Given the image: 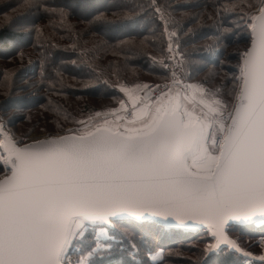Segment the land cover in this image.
Instances as JSON below:
<instances>
[{
	"label": "snow or ice",
	"instance_id": "6c2138e0",
	"mask_svg": "<svg viewBox=\"0 0 264 264\" xmlns=\"http://www.w3.org/2000/svg\"><path fill=\"white\" fill-rule=\"evenodd\" d=\"M241 15L250 21L251 46L227 115L219 89L186 85L218 107L197 112L177 92L175 102L133 113L139 128L99 126L22 148L5 134L0 161L11 174L0 179V264H72V253L76 264H88L110 250L98 238L122 215L198 221L218 240L229 221L264 226V0L259 14ZM173 83H180L175 72Z\"/></svg>",
	"mask_w": 264,
	"mask_h": 264
},
{
	"label": "trees",
	"instance_id": "16d2710c",
	"mask_svg": "<svg viewBox=\"0 0 264 264\" xmlns=\"http://www.w3.org/2000/svg\"><path fill=\"white\" fill-rule=\"evenodd\" d=\"M259 6L261 0H5L0 17L16 14L0 21V114L11 126L21 117L25 123L43 122V128L53 123L60 131L84 115L95 114L93 120L97 113L128 109L126 102L138 85L169 77L168 28L177 32L189 82L219 89L218 99L227 104L223 110H230L241 51L251 41L250 21L241 13ZM232 46L238 54L228 59ZM228 60L236 64L226 66ZM216 66L223 69V78L211 76ZM208 67L214 70L206 72ZM31 113L37 115L34 120ZM29 131L17 130L22 137ZM4 169L0 161V172ZM119 221L99 239L110 250L86 258L88 264H259L229 246L215 248L207 229ZM227 232L237 234L242 245L246 239H264L259 223L242 227L235 222ZM92 240L89 235L87 241Z\"/></svg>",
	"mask_w": 264,
	"mask_h": 264
},
{
	"label": "rangeland",
	"instance_id": "374dc122",
	"mask_svg": "<svg viewBox=\"0 0 264 264\" xmlns=\"http://www.w3.org/2000/svg\"><path fill=\"white\" fill-rule=\"evenodd\" d=\"M5 0H0V4H2ZM8 1V0H7ZM85 7V6H84ZM261 6L257 7V8H253L250 14H259V9ZM16 14V12L14 11H10L9 14H5V16L0 17V21L1 22H5L8 21L12 16H14ZM167 32H171L174 34V36L177 38V32H175L173 29L168 28L166 30ZM178 39V38H177ZM251 41L249 42V45L246 46V48L244 50L241 51V55H240V60L242 63V54L250 47ZM178 48H179V52H180V47H179V42H178ZM238 49H236V46H232L230 48H228V54L227 57L228 59H234L236 57V55L238 54L237 52ZM229 55V56H228ZM180 56L183 62V66H182V71L183 74L185 76V78H187V74H186V69H185V64H184V59L182 58L181 52H180ZM232 64H236V62L230 61L228 60V63L226 66L229 67H233ZM166 65L167 64V58H166ZM225 66V65H224ZM11 67L14 69V66L11 65ZM167 68V67H166ZM209 69L206 70V72H209V70H216V71H212L211 76H213L214 74H216V76L219 74V76H217L218 78H223L225 73H222L224 71H222L223 69L219 68V67H214V69H211L212 67H208ZM203 75V72H201L199 74V78H201ZM240 75V73L237 75V77ZM222 76V77H221ZM211 78V77H210ZM188 80V79H187ZM217 81V79L215 80ZM150 82H159L157 80H149L147 83H145V85L149 84ZM199 83V82H197ZM188 84L192 85L191 82H189L188 80ZM200 84V83H199ZM198 84V85H199ZM201 85V84H200ZM137 87V86H136ZM239 87V85H238ZM143 86L138 85V87L132 92L131 97H129V99L127 100L126 104L128 109L133 108V112L136 113L137 115H139L142 111L143 112H150V111H154L155 108L157 106H159L162 102L163 103H167L168 99L171 97L173 99V102L176 101L177 97H176V93L180 92L178 90H172L170 92H168L166 94V96H164L162 99H160L159 101H157L156 103L154 102H150V103H142L144 96H147V92H146V88L144 89ZM195 87L190 88V96L187 97V99H183L184 95L181 93V97L179 98L182 105H186L189 109H191L193 107V105H195L196 111L199 112V110L201 108H203L205 111L208 110V107H218L217 105L213 104L211 102V98L208 97L206 98L205 95H202L201 92H197V96L194 93ZM143 91V92H142ZM215 91V90H212ZM238 91V88H237ZM236 91V92H237ZM217 98H218V93L216 94ZM142 96V99L140 100ZM204 99L205 103L201 104L200 100ZM233 103H236L235 98L233 99ZM234 107V105H233ZM233 107L230 110H223L225 115H227L229 112H231L233 110ZM73 108L75 110H78L79 108L73 106ZM124 111V110H122ZM122 111H115L112 113H101L99 116H97L95 119L91 120L92 116L95 115H84L81 118H78L77 120H75L73 123H70V125H66L65 128L61 129L60 131L58 130V128L50 122H46V125L48 128H43V122L39 123V124H35L33 122H28L25 123L24 120H22L21 117H18V123L13 124L14 126H11L9 123H6L4 117L0 114V121L3 124L8 125L10 128H12L15 132V138L13 140L16 141V143L18 144H23L32 140H37L40 139L42 137H48V136H54V135H67V134H76V135H81L84 134V132L87 131H94L96 127L99 126H107V127H112L114 129H119L120 131H125L127 129H131V128H139L141 127V123L139 120L135 119L133 116V120L129 121L127 123H121V121L119 122V120L121 119H129V118H125L123 117V115H121L120 113ZM37 117V115L31 113V118L34 120ZM107 121L108 123L105 124L104 122ZM18 128H21V130H27L30 128L29 131V135L22 137V134L20 135L17 130ZM1 139V137H0ZM1 152H3L2 147H0ZM8 173V171L6 169H4L3 172H0V178H2L4 175H6ZM227 232V230H226ZM228 236L233 239L235 242H237V248L235 251L239 252L240 254H242L243 256H245L246 258L250 259V260H257L259 262V264H264V260L258 259V257L260 256H264V239L260 240V239H246L244 242L245 244L242 245L243 242L239 241L238 235L234 234V233H228ZM107 235V231L105 232V234L100 235L98 239H101L103 236ZM212 236L214 237V235L212 234ZM100 242V241H99ZM245 248L248 249H244L240 244ZM213 246L215 248H219V246L216 245V239L214 238L213 241ZM213 247V248H214ZM221 247V246H220ZM245 253H248L250 255H245ZM70 260L72 262V264H76V257L72 254L70 256ZM248 262V261H247ZM249 263V262H248Z\"/></svg>",
	"mask_w": 264,
	"mask_h": 264
},
{
	"label": "built area",
	"instance_id": "2783aa9c",
	"mask_svg": "<svg viewBox=\"0 0 264 264\" xmlns=\"http://www.w3.org/2000/svg\"><path fill=\"white\" fill-rule=\"evenodd\" d=\"M165 37L167 41L166 58H167V64H168L167 68L169 72V77L164 82H150L149 84H147L148 86L146 88L147 96L145 100L143 101V103H150V102L156 103L157 101H159L160 99L164 97V96H161V93L163 92L167 94L168 92H170L169 89H171V91L178 90L184 96L185 95L187 97L190 96V88L185 87L186 85H189V84H188L187 78H185L183 71H182L183 62L180 56L176 37L174 36L173 33L167 32V31L165 33ZM170 45H171V50H170ZM174 72L176 74V79L180 81L179 84L173 83V73ZM133 113H134L133 108H131V109H126L122 111L120 114L123 115V117L125 118L132 119Z\"/></svg>",
	"mask_w": 264,
	"mask_h": 264
},
{
	"label": "water",
	"instance_id": "95a60500",
	"mask_svg": "<svg viewBox=\"0 0 264 264\" xmlns=\"http://www.w3.org/2000/svg\"><path fill=\"white\" fill-rule=\"evenodd\" d=\"M250 46H251V44H250ZM0 126H1V121H0ZM5 134L6 133H5L4 129L2 127H0V137H1L0 142L5 141V139H6ZM67 135H71V134H67ZM60 136H65V135H54V136L42 137L40 139L32 140V141H29V142H26L23 144L16 143V141L13 140V138H11L10 136H7V137L11 138V140H13L18 147L22 148V147H24V145L31 144V143L38 141V140H43V139H47V138H55V137H60ZM10 174H11L10 171H8V173L0 179H3L5 176L10 175ZM119 218H133V217L131 215H122ZM134 219H137V218H134ZM137 220H153V221H156L160 224H163L166 227H173V228L194 229V230L195 229H207L211 235L213 234V229L210 228L207 224H201L198 221H194L193 223H190V224L181 225L178 222H176L174 219H164L162 216L153 215L151 212H149L148 214L144 215L142 218L137 219ZM235 222L236 221H229L228 223H226L224 225L223 233H222V236L220 237L219 240L214 236V238L216 239V245L217 246L220 247V246L226 245V246H229L231 249L236 250L237 246L233 247L231 244L227 243L228 240H232V241H234V240L231 239L226 232L227 226H229L230 224L235 223Z\"/></svg>",
	"mask_w": 264,
	"mask_h": 264
},
{
	"label": "bare ground",
	"instance_id": "6f19581e",
	"mask_svg": "<svg viewBox=\"0 0 264 264\" xmlns=\"http://www.w3.org/2000/svg\"><path fill=\"white\" fill-rule=\"evenodd\" d=\"M2 128L4 129L7 136H10L11 138H15V132L12 128H10L8 125L1 123Z\"/></svg>",
	"mask_w": 264,
	"mask_h": 264
},
{
	"label": "crops",
	"instance_id": "0c3cea01",
	"mask_svg": "<svg viewBox=\"0 0 264 264\" xmlns=\"http://www.w3.org/2000/svg\"><path fill=\"white\" fill-rule=\"evenodd\" d=\"M145 97H146V96H145ZM145 97H144V98H145Z\"/></svg>",
	"mask_w": 264,
	"mask_h": 264
}]
</instances>
